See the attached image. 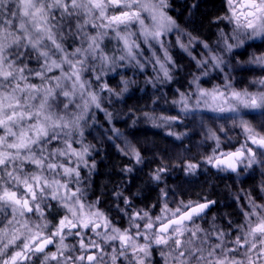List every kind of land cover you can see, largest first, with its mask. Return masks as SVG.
Segmentation results:
<instances>
[{
    "label": "clouds",
    "instance_id": "9594fccd",
    "mask_svg": "<svg viewBox=\"0 0 264 264\" xmlns=\"http://www.w3.org/2000/svg\"><path fill=\"white\" fill-rule=\"evenodd\" d=\"M223 2L0 0V264H264V0Z\"/></svg>",
    "mask_w": 264,
    "mask_h": 264
},
{
    "label": "snow or ice",
    "instance_id": "6c2138e0",
    "mask_svg": "<svg viewBox=\"0 0 264 264\" xmlns=\"http://www.w3.org/2000/svg\"><path fill=\"white\" fill-rule=\"evenodd\" d=\"M250 15H252V13H250ZM124 16H128L127 13L124 14ZM113 19H121V17H115ZM252 25L250 24L249 27H251ZM223 94H221L222 96ZM234 96H239L238 93H233ZM246 105L250 104L251 106L253 107H257L260 105L261 103V100L257 99L256 97H252L250 100H247L245 99L243 101ZM16 113H13V117H15ZM21 115H23V113H21ZM11 119V117L9 118ZM2 123V122H0ZM250 139L252 140L253 143H259L261 145H264V138H257V137H250ZM236 156H243V152H238V153H232L227 159L225 160H217L216 163L217 164H227L229 167L231 168H235V162L233 160V157H236ZM208 207L207 204H200L198 207H194L192 208L190 211L188 212H185L183 215H180L179 217L169 221L168 224H165V225H162V227L160 228V231L161 232H167L172 225H178V226H182L184 221L186 219H190L191 216L194 214V213H199L202 209ZM149 227H151V225H149ZM258 231H264V221H262L260 224H258L256 227H254L252 229V232L255 233V232H258ZM177 233L178 234H181L182 235V232L180 231V228L178 227L177 228ZM122 239H125L124 237H122ZM163 242H167V241H163ZM181 241L177 240V244H179ZM89 260H92L94 259L93 256H89L88 257Z\"/></svg>",
    "mask_w": 264,
    "mask_h": 264
},
{
    "label": "trees",
    "instance_id": "16d2710c",
    "mask_svg": "<svg viewBox=\"0 0 264 264\" xmlns=\"http://www.w3.org/2000/svg\"><path fill=\"white\" fill-rule=\"evenodd\" d=\"M185 2L188 3V0H185ZM177 6H179V5H177ZM198 9H199L198 16L200 17V22L197 25V30L203 31L204 29L207 28L208 36H206V38H209L212 35H214V33L211 31L210 28H208L206 22L211 15L224 10V2H223V0H200V4H198ZM182 11L186 12L187 8L182 9ZM181 19H182V17H181ZM180 59L183 60L184 57H180ZM131 99L132 98H130V100ZM137 134H139V133H137ZM154 134L158 138L160 137L159 133H154ZM112 158L118 159L119 157L117 155L113 154ZM253 182H254V178H249L247 181V183H253ZM193 198H196L195 192L193 193ZM201 202H203V200H201ZM230 207H234V205H232Z\"/></svg>",
    "mask_w": 264,
    "mask_h": 264
},
{
    "label": "rangeland",
    "instance_id": "374dc122",
    "mask_svg": "<svg viewBox=\"0 0 264 264\" xmlns=\"http://www.w3.org/2000/svg\"><path fill=\"white\" fill-rule=\"evenodd\" d=\"M174 2H175V0H174ZM173 15H175V13H173ZM199 47V46H198ZM241 56H245V55H247V52H244V53H239ZM205 83H207V82H205ZM168 91L169 92H171V88H169L168 89ZM101 119H103V114L101 113ZM160 134V133H159ZM249 178H252V177H249Z\"/></svg>",
    "mask_w": 264,
    "mask_h": 264
}]
</instances>
